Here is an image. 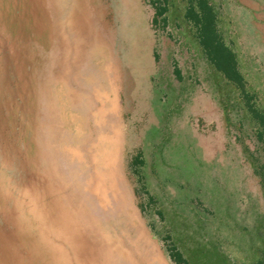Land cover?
Here are the masks:
<instances>
[{
  "label": "rangeland",
  "instance_id": "obj_1",
  "mask_svg": "<svg viewBox=\"0 0 264 264\" xmlns=\"http://www.w3.org/2000/svg\"><path fill=\"white\" fill-rule=\"evenodd\" d=\"M158 1L0 0V264L264 260V139ZM211 1L264 108V0Z\"/></svg>",
  "mask_w": 264,
  "mask_h": 264
},
{
  "label": "trees",
  "instance_id": "obj_2",
  "mask_svg": "<svg viewBox=\"0 0 264 264\" xmlns=\"http://www.w3.org/2000/svg\"><path fill=\"white\" fill-rule=\"evenodd\" d=\"M167 0L158 1L155 4L156 14L154 22H157L159 16L165 15L168 10ZM189 4L185 13V18L195 28V35L198 38L206 59L219 70L226 79L232 82L238 88L242 89L241 98L246 105L249 113L258 128L260 138L264 139V108L256 105L257 94L247 89V83L242 72L239 69L237 54L232 48L228 47L221 32L219 31L217 20L218 14L211 0H188ZM164 23L166 17L163 18ZM169 253L176 264H189L187 258L175 246L172 245ZM253 264H264V260H258Z\"/></svg>",
  "mask_w": 264,
  "mask_h": 264
},
{
  "label": "crops",
  "instance_id": "obj_3",
  "mask_svg": "<svg viewBox=\"0 0 264 264\" xmlns=\"http://www.w3.org/2000/svg\"><path fill=\"white\" fill-rule=\"evenodd\" d=\"M89 201L92 203V199L91 198H89Z\"/></svg>",
  "mask_w": 264,
  "mask_h": 264
}]
</instances>
